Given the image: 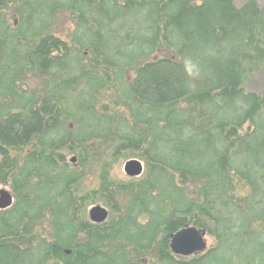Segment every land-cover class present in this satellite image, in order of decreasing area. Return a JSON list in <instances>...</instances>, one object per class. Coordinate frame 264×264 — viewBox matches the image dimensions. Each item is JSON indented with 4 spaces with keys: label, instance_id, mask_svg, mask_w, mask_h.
Segmentation results:
<instances>
[{
    "label": "trees",
    "instance_id": "trees-1",
    "mask_svg": "<svg viewBox=\"0 0 264 264\" xmlns=\"http://www.w3.org/2000/svg\"><path fill=\"white\" fill-rule=\"evenodd\" d=\"M263 73V0H0V264H264Z\"/></svg>",
    "mask_w": 264,
    "mask_h": 264
},
{
    "label": "water",
    "instance_id": "water-1",
    "mask_svg": "<svg viewBox=\"0 0 264 264\" xmlns=\"http://www.w3.org/2000/svg\"><path fill=\"white\" fill-rule=\"evenodd\" d=\"M76 158L73 157L72 161ZM144 164L138 159H130L124 164V172L130 177H138L144 172ZM14 198L7 189L0 190V209H5L13 204ZM109 210L98 204L88 211L89 218L94 222H102L108 218ZM206 231L195 226H185L173 233L170 247L173 253L181 256H190L207 248Z\"/></svg>",
    "mask_w": 264,
    "mask_h": 264
},
{
    "label": "rangeland",
    "instance_id": "rangeland-1",
    "mask_svg": "<svg viewBox=\"0 0 264 264\" xmlns=\"http://www.w3.org/2000/svg\"><path fill=\"white\" fill-rule=\"evenodd\" d=\"M237 2L240 4L242 0H237ZM263 3H264V0H263ZM56 23H57L56 28L58 30V34L65 39H68V37L70 39L71 36H68V34H66L70 30V28H72L73 23H71L70 18L68 16H65L64 14H60L57 17ZM263 74L261 76L258 75L256 78H254L255 81L252 82L250 87H252L253 89L261 88V85H262L261 82L264 79ZM69 156L70 158L74 157L72 154H70ZM126 161H128V159H120L118 162H115L113 164L114 166L113 176L117 178L118 180L129 179L128 176L124 172V164ZM141 161L143 162V160ZM97 165H99V162L94 161L92 159L89 161L88 168L85 169L86 170L85 178L83 179L81 183V187H80L82 191H87L88 189H91L92 187H95L98 185V169L99 168H97ZM1 189H7L9 191L7 187L0 186V190ZM41 191L45 192V189H42ZM206 240H207L208 245L214 242V239L211 237L209 239L206 238Z\"/></svg>",
    "mask_w": 264,
    "mask_h": 264
}]
</instances>
